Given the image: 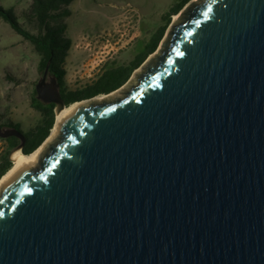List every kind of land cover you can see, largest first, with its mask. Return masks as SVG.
<instances>
[{
	"label": "water",
	"instance_id": "obj_1",
	"mask_svg": "<svg viewBox=\"0 0 264 264\" xmlns=\"http://www.w3.org/2000/svg\"><path fill=\"white\" fill-rule=\"evenodd\" d=\"M178 14L137 84L0 189V264H264V0ZM36 92L67 106L49 64Z\"/></svg>",
	"mask_w": 264,
	"mask_h": 264
},
{
	"label": "rangeland",
	"instance_id": "obj_2",
	"mask_svg": "<svg viewBox=\"0 0 264 264\" xmlns=\"http://www.w3.org/2000/svg\"><path fill=\"white\" fill-rule=\"evenodd\" d=\"M175 1L74 0L71 5L72 15L68 18L67 34L72 39L73 45L66 62L67 86L71 88L84 87L93 82L88 78V72L85 69L88 62L97 56L99 50L97 40L101 35L104 36L118 27L128 6L136 7L141 13V22L136 29V36L128 44H125L124 48L115 49L114 53L111 52L106 56L104 66L115 63L128 64L137 53L140 43L148 39L155 28L162 24V15L170 9ZM195 1L199 2L200 0ZM31 5L32 0H0V6L14 9L25 29L31 33H37L38 25L31 17ZM180 21V14L172 16L164 39L169 37L167 34L169 29ZM163 49L164 47L159 45L154 55L162 54ZM40 60L41 58L34 50L33 45L0 17V130L2 127L6 128L10 123H18L26 131L40 121L41 113L31 104L36 84L43 75L40 70ZM151 61L152 59L148 57L134 71L135 73H132L129 80L116 90L119 92L116 97L123 96L138 83L139 76L145 72L146 66ZM80 76L83 78H79ZM116 91L100 94L94 98L101 95L109 96ZM1 138L0 160L7 150V142ZM52 143H55V140ZM39 164L34 168H37Z\"/></svg>",
	"mask_w": 264,
	"mask_h": 264
},
{
	"label": "trees",
	"instance_id": "obj_3",
	"mask_svg": "<svg viewBox=\"0 0 264 264\" xmlns=\"http://www.w3.org/2000/svg\"><path fill=\"white\" fill-rule=\"evenodd\" d=\"M74 0H32L31 17L37 22L38 32L31 33L24 28L13 8L0 6V17L22 37L28 40L40 56V70L44 73L49 64V73L60 85L62 98L67 106L72 103L92 98L100 94L110 93L123 86L132 73L153 54L160 45L172 21L191 0H176L170 9L162 15V24L157 26L148 39L140 43L137 53L128 64H110L92 83L82 89L71 90L66 83V62L73 45L68 36V18L72 15L71 5ZM32 107L41 113L40 121L29 130H23L18 123L8 126L18 128L25 136L23 152L30 154L35 151L49 136L55 121L54 103H44L32 97ZM7 142V150L1 157L0 179L12 167L9 155L20 143L18 137L1 138Z\"/></svg>",
	"mask_w": 264,
	"mask_h": 264
},
{
	"label": "bare ground",
	"instance_id": "obj_4",
	"mask_svg": "<svg viewBox=\"0 0 264 264\" xmlns=\"http://www.w3.org/2000/svg\"><path fill=\"white\" fill-rule=\"evenodd\" d=\"M118 93L119 92L116 91V93L111 94L109 96L101 95L96 98L78 101L72 103L69 106H66V108L62 109L61 111H58L56 113L55 124L49 136L35 151L30 154H25L22 150H18L13 154L12 157L14 159V163L12 167L0 179V189L6 187L11 178L14 177L16 174L23 172L27 169L34 168L40 163L41 159L43 158L45 152L48 149V146L61 135L64 124L77 111L84 107H87L88 105L96 101H102L105 99L107 100L108 98L116 97L118 96Z\"/></svg>",
	"mask_w": 264,
	"mask_h": 264
},
{
	"label": "built area",
	"instance_id": "obj_5",
	"mask_svg": "<svg viewBox=\"0 0 264 264\" xmlns=\"http://www.w3.org/2000/svg\"><path fill=\"white\" fill-rule=\"evenodd\" d=\"M141 22V13L139 9L130 5L128 6L120 20L118 27L112 32L107 33L104 36H100L97 42H99V50L97 56L91 59L86 65V71L88 72V78L94 81L102 73L104 65V58L111 52H115V49H121L125 47L136 36V29ZM83 78V77H79ZM78 80V79H76Z\"/></svg>",
	"mask_w": 264,
	"mask_h": 264
},
{
	"label": "flooded vegetation",
	"instance_id": "obj_6",
	"mask_svg": "<svg viewBox=\"0 0 264 264\" xmlns=\"http://www.w3.org/2000/svg\"><path fill=\"white\" fill-rule=\"evenodd\" d=\"M105 69H106V66H104L103 65V68H102V73L105 71ZM43 76V75H42ZM51 76V75H50ZM49 79V78H48ZM71 90H77V89H82L83 87H75V88H71V87H69ZM8 127H12V126H7L6 128H8ZM2 128H4V127H2ZM1 128V129H2ZM11 137H13V136H11ZM11 137H9V138H11ZM16 137V136H15ZM20 139V138H19ZM20 143H21V141H20ZM19 143V144H20ZM9 160H10V155H9ZM1 165H2V162L0 161V169H1Z\"/></svg>",
	"mask_w": 264,
	"mask_h": 264
}]
</instances>
